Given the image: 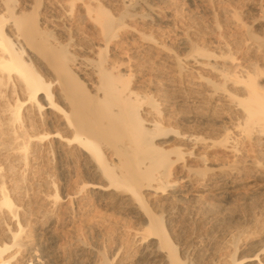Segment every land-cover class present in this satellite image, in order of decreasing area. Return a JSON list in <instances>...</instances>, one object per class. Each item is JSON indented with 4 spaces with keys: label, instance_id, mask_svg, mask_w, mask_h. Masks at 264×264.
I'll use <instances>...</instances> for the list:
<instances>
[{
    "label": "bare ground",
    "instance_id": "1",
    "mask_svg": "<svg viewBox=\"0 0 264 264\" xmlns=\"http://www.w3.org/2000/svg\"><path fill=\"white\" fill-rule=\"evenodd\" d=\"M229 15L240 45L185 32L174 50L153 37V0H0V264H68L52 215L23 202L29 172L49 155L76 156L92 179L71 195L89 188L137 222L126 230L132 264H191L169 231L179 213L211 199L220 210L244 185L264 190V37ZM84 25L95 34L87 42ZM153 53L166 71L158 94L139 78ZM43 199L61 200L57 189ZM228 238L230 253L210 264H264V234L246 241L248 255L239 232ZM99 264L112 263L101 254Z\"/></svg>",
    "mask_w": 264,
    "mask_h": 264
},
{
    "label": "rangeland",
    "instance_id": "2",
    "mask_svg": "<svg viewBox=\"0 0 264 264\" xmlns=\"http://www.w3.org/2000/svg\"><path fill=\"white\" fill-rule=\"evenodd\" d=\"M118 1L102 0L106 6H116ZM254 2L255 0H212L211 2L196 1L194 3L189 0H153L154 11L159 14V19L156 20L159 30L153 31V37L163 41V45L171 46L170 48L174 50H177L179 35L185 32L193 40H199V43L212 40L213 37H217L216 33L223 34L224 32V36L229 37L227 39L231 38L230 43L238 44L240 38L234 33L235 29L230 27L232 24H230L229 11H233L243 21H247L246 24L249 22V26L253 30L255 27L258 28L255 30V32L257 31L255 34L264 37V0L257 2L259 3L258 7L261 6L263 10L260 8L261 11H258V14L256 10L252 9ZM252 18H257L258 23L252 25ZM84 26V33L80 36L82 42H87L91 40L89 38H94L95 34L92 28ZM233 34H236L237 37ZM231 35L232 37H230ZM132 51L135 50L132 49ZM145 52L159 51L153 49V51ZM246 54L248 55V53ZM152 61L154 62L153 68L156 69H147L148 71L140 74L139 78L142 81L145 80L144 82L152 81L151 91L153 94L155 92L158 94L160 87L164 86L165 82L162 84L161 81L166 79V71L157 53H153ZM155 65L157 66L155 67ZM163 78L164 80H162ZM50 156L46 157L45 155L46 158L38 164L39 166L33 167V171L29 172V183H27L29 195L23 199V202L25 201L26 207L31 209V212L48 210V214L52 215L53 231L61 240V250L65 258L68 259V264H99L101 254L112 264H132L136 256V246L130 242L126 230L137 227V222L130 217V214H119L116 208L100 203L89 188L78 196L71 195L78 190L81 182L90 183L92 179L83 173L78 160L76 161V156H74L73 162L62 163ZM54 189L58 190L61 200L59 206L52 207L48 204L50 201L43 198L46 194H51ZM242 192L235 198L223 201L220 210L214 207L218 201L211 199L208 201L211 204V206L208 204L210 208L208 206L204 208L206 211L193 210L189 214L184 210L180 212L181 214L179 213L178 220L176 219L170 225L169 231L173 233L174 238L184 242L187 261H191V264L222 263L231 251L225 242H228L227 238L235 231L239 232V239L241 238L239 241V245L243 247L241 252L245 255L250 254V251L245 249L246 241L259 238L264 234L262 232L264 231V190L244 185ZM204 214L205 217L207 215L206 218L203 217ZM46 221H41V224ZM125 223L126 225L121 228L120 225ZM247 233L250 235V239H247L249 238L246 236ZM196 240L200 241L195 243ZM129 242L132 246L129 245ZM125 251H127V255H125Z\"/></svg>",
    "mask_w": 264,
    "mask_h": 264
}]
</instances>
